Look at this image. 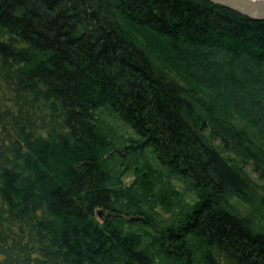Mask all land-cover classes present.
Returning <instances> with one entry per match:
<instances>
[{
  "label": "trees",
  "instance_id": "16d2710c",
  "mask_svg": "<svg viewBox=\"0 0 264 264\" xmlns=\"http://www.w3.org/2000/svg\"><path fill=\"white\" fill-rule=\"evenodd\" d=\"M247 162L264 179V21L0 0V264H264Z\"/></svg>",
  "mask_w": 264,
  "mask_h": 264
},
{
  "label": "water",
  "instance_id": "95a60500",
  "mask_svg": "<svg viewBox=\"0 0 264 264\" xmlns=\"http://www.w3.org/2000/svg\"><path fill=\"white\" fill-rule=\"evenodd\" d=\"M252 20L264 21V0H204Z\"/></svg>",
  "mask_w": 264,
  "mask_h": 264
},
{
  "label": "rangeland",
  "instance_id": "374dc122",
  "mask_svg": "<svg viewBox=\"0 0 264 264\" xmlns=\"http://www.w3.org/2000/svg\"><path fill=\"white\" fill-rule=\"evenodd\" d=\"M110 122L112 124H114V127L117 131L118 134H121L122 136H129L131 135V131L125 127L124 125H122L119 121L117 120H110ZM243 170L247 173V175L252 178L253 180H255L257 183L259 184H263L264 185V179L259 180L256 176V174L254 173V171L251 169V165L250 163H245L243 165ZM134 178V174L131 171H126V173L122 176V182L124 184H129ZM173 185L175 186V188L181 192H183V186L180 182L176 181V180H172ZM183 198L186 202H192L194 200V196L192 193H186L183 192Z\"/></svg>",
  "mask_w": 264,
  "mask_h": 264
}]
</instances>
